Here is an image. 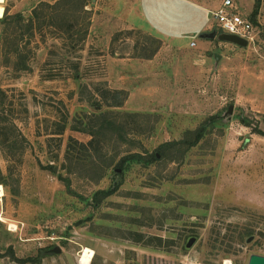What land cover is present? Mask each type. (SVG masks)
Segmentation results:
<instances>
[{"label": "rangeland", "instance_id": "obj_1", "mask_svg": "<svg viewBox=\"0 0 264 264\" xmlns=\"http://www.w3.org/2000/svg\"><path fill=\"white\" fill-rule=\"evenodd\" d=\"M56 1L1 4L4 16L28 18ZM223 1L87 0L89 34L76 46L46 23L19 42L27 69H17V55L3 48L0 264H82L86 247L94 251L91 264H249L252 254L264 256V0L259 34L247 44L219 29L214 39L200 37L204 23L216 26L212 11ZM234 1L252 16L257 0ZM108 57L140 58L146 74L138 83L132 70H111ZM82 84L125 90L119 110L158 118L152 133L104 143L105 160L128 150L155 152L207 120L208 132L184 156L175 151V161H129L124 170L114 162L92 181L94 150L79 158V148L69 149L71 139L88 146L93 138L74 129L96 113ZM116 174L119 191L96 202ZM191 234L198 240L184 249ZM31 258L39 261H20Z\"/></svg>", "mask_w": 264, "mask_h": 264}, {"label": "trees", "instance_id": "obj_2", "mask_svg": "<svg viewBox=\"0 0 264 264\" xmlns=\"http://www.w3.org/2000/svg\"><path fill=\"white\" fill-rule=\"evenodd\" d=\"M86 6L87 0H58L54 4L41 3L32 11L31 16L28 18L23 14H6L3 19L0 18V53L6 47L4 49L7 51V54L15 53L17 55L16 68L27 69L29 67L27 62L28 56L21 50L19 42L24 40L26 35L31 39L35 31L41 30L46 23L59 30L60 33L76 46L86 40L89 34L91 18H89L90 12L86 9ZM259 6L260 0H257L253 14L250 16L256 26L258 25L257 14ZM83 20L85 23L82 22ZM1 26H4L2 30ZM9 35H13V37L11 38ZM262 38L264 39V29L262 31ZM75 79H80L78 73L75 75ZM100 84L106 85V82ZM80 88L82 93L88 92V101L96 110V113L87 115L86 123L80 119V124L84 126H74V129L89 133L93 138L88 146L80 144L78 140L71 139L73 141L71 143L76 145L73 146L71 144L69 149L71 150L74 147L73 150L78 151L79 148L77 152L79 158L87 154L86 152H90V149L94 150L95 155L89 154L91 156L89 160L91 168L89 173H92V175L87 176L92 181L98 182L101 180L106 175V169L111 167L114 162H117L118 167L124 170L129 161H142L146 165L159 161L160 157L175 161L178 159V154L175 151L180 152L184 156V153L197 145L208 132L209 120L205 121L197 130L188 131L182 140L160 145L155 152L128 150L118 161L117 157L121 155L118 152L111 157L109 156V160H105L103 159L104 143L116 141L119 144H128L130 143V136L152 133L158 118L151 113L119 110L128 97V93L125 90L111 89L108 85L106 87L103 86V88L99 87L94 91L90 90L88 85L82 84ZM105 107L107 109H104ZM243 123L248 125L245 119H243ZM259 133L264 135L262 131H259ZM98 159L103 166L99 165ZM116 175L117 177L111 187L98 190L95 193L94 198L96 202L100 203L102 199L114 195L119 191L122 179L120 178L121 176H118L119 174ZM63 180L70 181L69 178H63ZM30 260H33V262L39 261L38 259L34 260V258L20 261L26 262Z\"/></svg>", "mask_w": 264, "mask_h": 264}, {"label": "built area", "instance_id": "obj_3", "mask_svg": "<svg viewBox=\"0 0 264 264\" xmlns=\"http://www.w3.org/2000/svg\"><path fill=\"white\" fill-rule=\"evenodd\" d=\"M217 23L216 28L230 35H235L250 42H255L259 32L251 18L240 12L234 0H224L222 4L212 11ZM196 42H191L195 46Z\"/></svg>", "mask_w": 264, "mask_h": 264}, {"label": "crops", "instance_id": "obj_4", "mask_svg": "<svg viewBox=\"0 0 264 264\" xmlns=\"http://www.w3.org/2000/svg\"><path fill=\"white\" fill-rule=\"evenodd\" d=\"M141 1V0H140ZM142 5H143V3H142ZM144 9H142V12L143 13H145V11H143ZM145 18V17H144ZM212 26H214L213 25V23H204L203 24V26L202 27H200V31H201V33L202 32H204V31H207L209 28H211ZM215 27V26H214ZM213 27V28H214ZM158 30V29H157ZM159 31V30H158ZM161 34L163 33L162 31H159ZM184 40V39H183ZM166 40H164V42H165ZM167 42V41H166ZM193 42V41H192ZM189 44L191 45V41L189 42ZM198 45V43L196 42V45L195 46H197ZM162 47H163V44H162ZM161 47V48H162ZM194 47V46H193ZM161 50V49H160ZM158 53H160V51L158 52ZM158 53L155 55V57H157L158 56ZM144 58H145V56H144ZM148 59H149V61H152V60H154V58L153 59H150V57H147ZM124 59H127V60H124ZM138 60H141L140 58H137V57H123L122 59H120V58H115V57H108V59H107V61L108 62H110V67H111V70H116V71H119V70H122V72L123 73H125V69H127V70H132V76L134 77V78H138L137 80H138V83L140 82V77H142L143 76V74H146V72H143L142 71V69H141V67L140 68H138V66H137V61ZM118 61V62H117ZM117 62V63H116ZM120 62L123 64H120ZM151 73V72H150ZM150 73H148V74H150ZM124 89V88H123Z\"/></svg>", "mask_w": 264, "mask_h": 264}, {"label": "water", "instance_id": "obj_5", "mask_svg": "<svg viewBox=\"0 0 264 264\" xmlns=\"http://www.w3.org/2000/svg\"><path fill=\"white\" fill-rule=\"evenodd\" d=\"M218 35V29L216 27L212 28L210 31L202 32L200 34V37L203 39H214ZM229 39L235 40V41H243L245 44H247V40L240 38L235 35L226 34ZM198 240V235L191 234L186 237V241L184 244V249H190L192 248ZM55 253H58L61 251L60 248L56 247L52 250ZM249 264H264V256L259 254H252L250 256Z\"/></svg>", "mask_w": 264, "mask_h": 264}, {"label": "bare ground", "instance_id": "obj_6", "mask_svg": "<svg viewBox=\"0 0 264 264\" xmlns=\"http://www.w3.org/2000/svg\"><path fill=\"white\" fill-rule=\"evenodd\" d=\"M5 0H0V18L4 16V7L2 6L1 3H3ZM3 195V186L0 185V196ZM11 223V222H10ZM10 227L12 230L16 229V225L15 224H10ZM93 257H94V251L93 249L89 248V247H86L84 249V254L81 258V263L82 264H91L92 260H93ZM228 264H230V262H228Z\"/></svg>", "mask_w": 264, "mask_h": 264}, {"label": "flooded vegetation", "instance_id": "obj_7", "mask_svg": "<svg viewBox=\"0 0 264 264\" xmlns=\"http://www.w3.org/2000/svg\"><path fill=\"white\" fill-rule=\"evenodd\" d=\"M187 237V236H186ZM185 241H186V238H185Z\"/></svg>", "mask_w": 264, "mask_h": 264}]
</instances>
